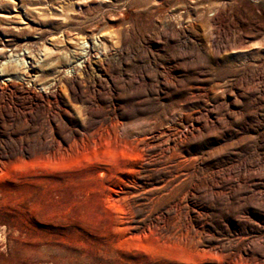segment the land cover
<instances>
[{
    "label": "rangeland",
    "instance_id": "obj_1",
    "mask_svg": "<svg viewBox=\"0 0 264 264\" xmlns=\"http://www.w3.org/2000/svg\"><path fill=\"white\" fill-rule=\"evenodd\" d=\"M0 264H264V0H0Z\"/></svg>",
    "mask_w": 264,
    "mask_h": 264
}]
</instances>
